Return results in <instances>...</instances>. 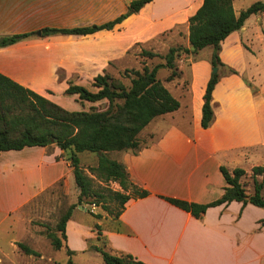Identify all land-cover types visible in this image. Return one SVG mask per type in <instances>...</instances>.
Returning <instances> with one entry per match:
<instances>
[{
	"label": "crops",
	"instance_id": "obj_1",
	"mask_svg": "<svg viewBox=\"0 0 264 264\" xmlns=\"http://www.w3.org/2000/svg\"><path fill=\"white\" fill-rule=\"evenodd\" d=\"M132 1L0 0V38L31 34L0 48V73L76 111L78 96L65 94L71 83L96 92L95 78L109 73L112 64L123 61L134 45L180 26L187 28L189 42V19L204 2L154 0L112 31L42 35L46 28L101 25L76 22L72 13L79 6L93 11L96 3L99 10L117 12L116 19ZM248 1H233L237 16L252 4ZM234 33L222 42L220 58L238 74L224 75L217 84L212 101L215 118L208 129L201 122L213 75L212 54L190 66L188 103L150 124L157 129L159 123L163 125L154 144L138 154L109 153L125 165L132 182L149 193L146 198L131 199L116 230L104 232L114 251L131 254L145 264H264L263 208L232 202L209 208L202 219H196L170 202L212 203L227 187L222 166L244 169L247 175L264 166V13L252 15ZM62 153L59 148L50 153L48 147L0 152V216L18 217L47 191L62 188L63 182L79 196L73 168L66 159H57Z\"/></svg>",
	"mask_w": 264,
	"mask_h": 264
},
{
	"label": "trees",
	"instance_id": "obj_2",
	"mask_svg": "<svg viewBox=\"0 0 264 264\" xmlns=\"http://www.w3.org/2000/svg\"><path fill=\"white\" fill-rule=\"evenodd\" d=\"M154 0H134L126 13L101 25L72 29L46 28L43 36L75 35L87 36L99 31H112L135 13H139ZM234 0H204L201 8L189 19V44L187 48L171 47L165 56L142 51L141 56L149 59L161 58L165 62L152 68L145 66L142 71L126 70L124 75L130 79V86L115 79L108 73L95 78L93 86L96 92L71 83L65 94L78 96L81 103L91 104L107 101L105 110L92 107L89 111H68L53 101L16 83L0 73V152L21 151L27 147H49L56 144L67 154V161L73 168L76 185L80 191L78 203L70 206L59 220L55 231L48 237L56 250L66 248L69 256L67 264H73L74 251L67 244V224L78 205L102 206L113 214L110 204L118 203L119 210L115 218L119 220L131 199L146 198L149 193L135 185L125 165L109 157L111 152H131L138 154L141 147L140 135L158 117L174 113L181 107L180 101L164 86L158 78L162 69L171 70L169 81L178 77L176 61L182 54L196 55L206 48H212V66L225 67L220 58L221 44L232 33L243 28L252 16L264 13V2H256L239 16L233 7ZM31 34L14 35L0 38V48L14 45ZM229 74H238L229 69ZM221 76L213 74L206 88L201 125L208 129L214 121L213 92ZM90 153L98 158L96 167L89 173L106 186H96L94 177L81 166L79 154ZM221 173L227 183L224 195L209 204L188 203L170 200L177 207L190 212L196 219H202L212 207L230 205L239 202L243 207L252 204L264 209V166L252 169L253 194H249L242 179L247 175L244 169L229 170L221 167ZM118 184L121 191H115L108 185ZM101 217V216H96ZM264 226V220L261 222ZM98 237L103 234L97 226ZM60 233V235H58ZM107 243L108 240L105 237ZM109 245V243H108ZM19 248L27 255L39 257L40 254L23 243ZM105 264H145L131 254L114 251L105 245L96 246Z\"/></svg>",
	"mask_w": 264,
	"mask_h": 264
},
{
	"label": "rangeland",
	"instance_id": "obj_3",
	"mask_svg": "<svg viewBox=\"0 0 264 264\" xmlns=\"http://www.w3.org/2000/svg\"><path fill=\"white\" fill-rule=\"evenodd\" d=\"M259 1L264 2V0H249L248 2L253 5ZM97 6L95 3L93 11L89 10V8H80L79 6V9L72 13L75 21L89 24H104V22L114 20L113 16L117 12L99 10ZM128 6L124 13L127 12ZM62 21L67 20L62 19ZM189 46L187 28L180 26L170 33L166 32L151 42L134 45L123 61L118 62L116 65L112 64L113 68H111L108 74L115 79L121 80L126 86H130V79L124 75L126 70L142 71L145 66L152 68L157 64L165 62L161 58L149 59L142 57V51L146 50L165 56L171 47L187 48ZM212 53V48H206L199 56L182 54L176 61L179 75L172 81H169L171 70L162 69L159 71L158 78L181 104L186 105L191 96L190 66L193 62L201 61L204 56ZM218 69V74L221 77L229 74L227 67H219ZM71 100L73 99H70V103H73ZM75 103L77 106L75 108L76 111H89L92 107L98 110H105L108 106L107 101L91 104L87 102L81 103L77 100ZM162 128V124L159 123L157 129L155 123H153V125L145 129L140 135L141 147L145 148L154 144L161 137L160 130ZM48 148L49 152L52 153L58 147L56 144H53ZM112 155L109 154V157L111 158ZM79 158L81 166L91 175L88 170L97 166V156L90 153H82L79 154ZM57 159L67 160V154L63 152ZM91 176L94 177L97 187L106 186L95 176ZM259 181H262L261 177H259ZM242 182L252 194L254 190L251 172L248 173ZM108 186L118 191L115 183H110ZM77 203L78 196L76 197L70 186L63 182L62 188L57 186L47 191L42 200L24 208L18 217H14L12 214H9V217L6 218L0 216V264H67L70 258L66 248L61 250L54 249L48 235L55 231L59 220L70 206ZM110 208L113 212L112 215L107 213L102 206L78 205L74 209L72 219L70 220L72 223H68L66 229L68 240L64 242L75 252L72 255L73 264H105L102 256L94 248L96 246L103 248L106 245L107 249H109L104 232L116 230L117 228L118 220L115 218V214L119 210L118 203H111ZM97 226H100V231L103 234L102 239L98 237ZM19 243H23L37 251L40 256L36 257L25 254L19 248Z\"/></svg>",
	"mask_w": 264,
	"mask_h": 264
},
{
	"label": "water",
	"instance_id": "obj_4",
	"mask_svg": "<svg viewBox=\"0 0 264 264\" xmlns=\"http://www.w3.org/2000/svg\"><path fill=\"white\" fill-rule=\"evenodd\" d=\"M218 71H219V69H218L217 67H214V68H213V74L218 73Z\"/></svg>",
	"mask_w": 264,
	"mask_h": 264
}]
</instances>
